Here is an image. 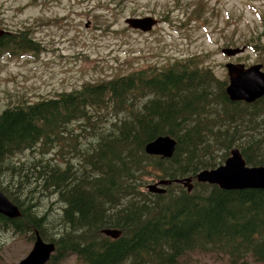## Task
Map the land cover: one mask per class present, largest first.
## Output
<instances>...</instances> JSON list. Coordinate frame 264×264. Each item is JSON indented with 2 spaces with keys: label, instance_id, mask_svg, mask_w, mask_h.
I'll return each mask as SVG.
<instances>
[{
  "label": "trees",
  "instance_id": "trees-1",
  "mask_svg": "<svg viewBox=\"0 0 264 264\" xmlns=\"http://www.w3.org/2000/svg\"><path fill=\"white\" fill-rule=\"evenodd\" d=\"M36 48L23 30L0 35L2 53ZM227 84L190 55L3 108L0 190L19 214L0 213V230L31 240L37 231L53 243L45 264L69 254L82 264H191L194 252L264 264V188L194 181L191 192L179 183L142 189L148 179L214 169L233 147L247 166L264 167V92L232 100ZM159 136L175 140L170 157L146 152ZM26 150L38 157L18 162ZM3 173L17 184L2 185Z\"/></svg>",
  "mask_w": 264,
  "mask_h": 264
},
{
  "label": "rangeland",
  "instance_id": "rangeland-1",
  "mask_svg": "<svg viewBox=\"0 0 264 264\" xmlns=\"http://www.w3.org/2000/svg\"><path fill=\"white\" fill-rule=\"evenodd\" d=\"M147 15L158 20L149 31L125 22L127 17ZM0 28L23 30L37 46L14 55L0 51V111L86 81L162 67L182 56H201L221 78L227 76L225 64L230 61L246 66L261 63L264 70L263 49L252 47L264 44V0H0ZM242 45L245 50L235 56L221 51ZM16 156L18 162L27 163L38 154L26 150ZM3 175L2 185L9 180L17 184L16 174ZM159 179H148L142 189ZM60 204L47 211H58ZM32 247L27 235L0 230V264H18ZM191 256V264H228L224 255ZM58 264L82 263L69 254Z\"/></svg>",
  "mask_w": 264,
  "mask_h": 264
},
{
  "label": "water",
  "instance_id": "water-1",
  "mask_svg": "<svg viewBox=\"0 0 264 264\" xmlns=\"http://www.w3.org/2000/svg\"><path fill=\"white\" fill-rule=\"evenodd\" d=\"M125 21L130 27L142 31H149L157 23V19L149 15L129 17ZM4 32L5 30L0 29V35ZM243 51L244 46L222 48V52L227 56H234ZM225 67L228 75L226 92L232 100L252 101L264 92V72L261 71L262 65L260 63L246 67L242 63L228 62L225 64ZM174 147L175 140L170 136H159L147 144L146 151L170 157L174 151ZM195 178L199 182L215 183L220 187L228 189L244 187L264 188V167L247 166L239 149L233 147L230 150V155L221 165L214 169L201 170L196 174ZM193 179L194 177L160 179L155 183L148 184L147 189L154 193H163L165 189L159 185L178 182L190 192ZM0 213L7 217H16L19 214L17 208L3 193H0ZM103 232L111 237L119 235V232L115 229H104ZM53 250V243L44 242L36 234L30 254L18 264H44L49 259L50 253Z\"/></svg>",
  "mask_w": 264,
  "mask_h": 264
},
{
  "label": "bare ground",
  "instance_id": "bare-ground-1",
  "mask_svg": "<svg viewBox=\"0 0 264 264\" xmlns=\"http://www.w3.org/2000/svg\"><path fill=\"white\" fill-rule=\"evenodd\" d=\"M149 143H151V142H149ZM149 143H148V144H149ZM146 146H147V145H146ZM146 146H145V150H146ZM146 152H147V151H146ZM147 153H149V152H147ZM149 154L160 155V154H156V153H149ZM196 174H198V172H197ZM196 174H195V176H196ZM195 176H188V177H194V179H193V181H192V188H191V191H192V189H193V182H194V181L199 182V181L196 180ZM178 178H180V177H178ZM182 178H184V177H182ZM161 179H170V178H161ZM174 179H175V178H174ZM159 180H160V179H159ZM159 180H157V181H159ZM157 181H156V182H157ZM153 183H155V182H153ZM172 183H178V182H172ZM172 183H171V184H172ZM199 183H203V182H199ZM207 183H209V182H207ZM149 184H151V183H149ZM179 184H181V183H179ZM211 184H212V183H211ZM169 185H170V184H167V185H159V186L163 187V188L165 189V191H166V188H165V187H166V186H169ZM181 185H182V184H181ZM147 186H148V184H147ZM147 186H146V189H147ZM184 187H185V186H184ZM185 188H186V187H185ZM186 189H187V188H186ZM147 191H149V190L147 189ZM165 191H164V192H165ZM191 191H190V192H191ZM149 192H151V191H149ZM164 192H163V193H164ZM0 193H3V192L0 190ZM153 193H154V192H153ZM13 205H14V204H13ZM14 206L17 208L16 205H14ZM17 210H18V208H17ZM36 234L39 235V233H38L37 231H35V232H34V239H35V235H36ZM33 242H34V240H33Z\"/></svg>",
  "mask_w": 264,
  "mask_h": 264
}]
</instances>
